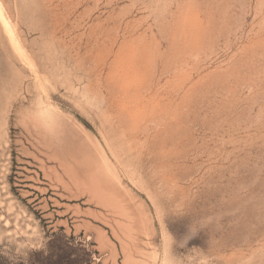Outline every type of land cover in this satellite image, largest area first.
<instances>
[{"label":"rangeland","instance_id":"374dc122","mask_svg":"<svg viewBox=\"0 0 264 264\" xmlns=\"http://www.w3.org/2000/svg\"><path fill=\"white\" fill-rule=\"evenodd\" d=\"M0 2V264H264V0Z\"/></svg>","mask_w":264,"mask_h":264},{"label":"bare ground","instance_id":"6f19581e","mask_svg":"<svg viewBox=\"0 0 264 264\" xmlns=\"http://www.w3.org/2000/svg\"><path fill=\"white\" fill-rule=\"evenodd\" d=\"M0 16L1 19L3 20V22L8 25V21L6 20L4 14H3V8L0 2ZM175 213V212H174ZM1 217V216H0ZM233 217V216H232ZM231 217V218H232ZM213 218V217H211ZM224 218V217H223ZM159 219L161 221L162 224V228L164 230H174L176 229L177 232L178 231H182L183 233H185L186 237L188 238L189 236H193V234H195L196 231H204L207 232L208 235H212L213 233H215L216 231L220 232L222 229H224L225 227L228 226V224L226 221L228 220V218L226 219H221L220 221H214V220H208L206 219L205 216L203 215H195V214H183V215H175L172 213H163L159 216ZM241 219V218H239ZM237 220V219H236ZM239 221V220H238ZM235 222V221H234ZM7 223V222H6ZM9 224V223H8ZM232 224V223H231ZM231 227V226H229ZM232 228V227H231ZM235 230V229H233ZM222 232V231H221ZM242 233V232H241ZM175 234V231H174ZM188 235V236H187ZM180 236V235H179ZM178 236V237H179ZM214 236V235H213ZM224 236V235H223ZM235 237V236H234ZM233 237V239H234ZM243 239V237H242ZM236 240V239H235ZM180 242V239H176L175 242H173L172 244H167L165 246V250H166V254L168 251L175 250L176 249V243ZM186 242V241H185ZM237 242V240H236ZM184 245V242H183ZM233 245V244H232ZM240 246V245H239ZM179 247V245H178ZM187 247V246H186ZM221 246L217 243H215V241L213 242L211 239L209 240V242L206 245H203V250L201 251L202 253V258L204 257L205 259V264L207 263V257L211 254L215 253L216 249H219ZM177 251V250H175ZM218 251V250H216ZM165 253V252H164ZM166 257V256H165ZM164 260V259H163ZM184 260V259H183ZM161 262V261H160ZM219 264H221L220 262H217ZM216 263V264H217ZM215 264V263H213Z\"/></svg>","mask_w":264,"mask_h":264}]
</instances>
